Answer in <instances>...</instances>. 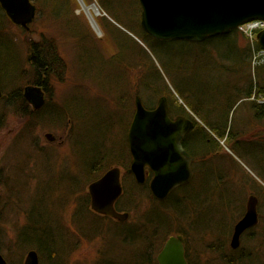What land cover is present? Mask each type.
<instances>
[{
    "label": "rangeland",
    "instance_id": "1",
    "mask_svg": "<svg viewBox=\"0 0 264 264\" xmlns=\"http://www.w3.org/2000/svg\"><path fill=\"white\" fill-rule=\"evenodd\" d=\"M32 1L37 6V16L29 30L16 25L8 16L0 24V30L7 34L0 35V65L15 75L20 74V79H8L11 84L3 91L10 93L16 86L39 85L27 83L35 82L36 78L28 55L31 43L39 42L43 35L57 40L67 66L66 77L62 80L54 77L48 88L43 86L45 105L34 110L33 115L22 113L16 102L0 100V167L4 169L8 186L0 190L3 255L10 264H25L28 252L37 250V244L42 243L39 233L46 231L54 234L51 246L59 248L64 264H134L142 259V264H157L155 256L160 249L152 243L162 239L155 237L156 229L152 222L149 223L147 213L156 211L158 204L146 197L147 189L132 188L135 194H127L121 199L123 192L119 198L120 209L130 212L131 219L120 223L100 217L90 205L89 185L105 171L118 166L115 163L118 158L107 162L105 168L108 169L96 179L87 177L84 161L87 156H98L101 145L105 146L104 151L116 149L121 152V160L128 156L124 139L135 113L137 95L153 107L161 96L170 100L175 97L177 102L185 105L188 113L206 122L212 118V111L220 109L216 122L222 125L234 98L228 87L244 82L243 76L252 75L245 50L249 46L255 47L257 36L246 35L251 34L247 23L240 28L247 38L239 33L237 44L229 37L205 42L149 38L140 30L142 9L139 0V4L136 0H113L118 10L116 14H108L100 0H83L88 6L96 3L100 9V14L94 15L99 33L79 0L63 4L64 18L55 15V10L59 9L55 1ZM90 10L94 14L95 9ZM72 12L78 17L71 24L68 14ZM107 20L112 23L109 28ZM256 31L258 34L260 30ZM124 44H131L135 52L125 50ZM257 56L253 59L255 66L261 63ZM153 64L158 66L159 75ZM229 65L231 68L226 70ZM146 69L144 73L158 85V91L152 92L148 83L141 80ZM223 93L227 99L221 104ZM188 97L195 104H199L198 101L203 104V108L200 106L202 114L190 109ZM247 105L241 104L238 116L235 113L230 118L234 117V125L239 127L243 123L241 117L248 115L246 119L255 127L248 129L246 137H234L222 144L220 150L217 147L213 151L211 162H215V167L219 163L223 174L212 170V176L206 179L207 190L195 187L194 200H203V203L197 205L193 199L184 201V215L173 207L166 210L170 221L167 228L171 229L166 238L185 232L196 235L194 246L197 248L204 249L212 243L211 251L206 249L199 255L205 263L225 264L231 258L225 252V234L242 217L244 208L241 204L253 190L246 180L264 187V119L255 118ZM49 134H52L51 138ZM218 157L221 159H214ZM118 167L122 169L125 190L131 180L126 177V165ZM261 214L264 217V207ZM40 217L49 220H46V227L34 223ZM263 217L260 226L254 230L255 238L246 236L243 240L245 253L247 249L258 253L261 264L264 262ZM139 220L149 221L148 228L145 224L146 242L139 238L132 240ZM160 233L164 238L166 232ZM50 244L43 245L44 249L50 251ZM147 253L153 258L146 257Z\"/></svg>",
    "mask_w": 264,
    "mask_h": 264
},
{
    "label": "water",
    "instance_id": "2",
    "mask_svg": "<svg viewBox=\"0 0 264 264\" xmlns=\"http://www.w3.org/2000/svg\"><path fill=\"white\" fill-rule=\"evenodd\" d=\"M141 25L146 33L161 40H188L202 42L209 37L229 33L244 23L264 20V0H139ZM79 3L88 14L94 29L100 33L94 14L83 0ZM7 16L16 25L30 29L37 16V6L32 0H0ZM88 8V9H87ZM94 10L95 15L100 13ZM264 49V29L257 34ZM3 91L0 85V98ZM24 97L35 110L46 102L41 85H28ZM135 113L128 129L127 142L132 155L128 173L139 185L147 183V170L153 171L149 188L154 199L167 200L174 190L192 182L193 158L183 146V138L194 127V122L184 116L172 119L167 96L158 99L157 106L149 109L140 95L135 97ZM50 138L52 134L48 135ZM122 169H109L89 185L92 209L103 215L125 220L128 213L118 212L116 202L123 194ZM258 223L257 198L251 197L245 216L238 222L232 246H240L241 234ZM159 264H188L182 237L171 236L158 255ZM0 264H7L0 253ZM25 264H40L39 253L32 249Z\"/></svg>",
    "mask_w": 264,
    "mask_h": 264
},
{
    "label": "trees",
    "instance_id": "3",
    "mask_svg": "<svg viewBox=\"0 0 264 264\" xmlns=\"http://www.w3.org/2000/svg\"><path fill=\"white\" fill-rule=\"evenodd\" d=\"M45 1L48 3L55 1L56 2L55 4L59 5V9L55 10V15L59 18H64V15L62 16V13H61L64 11V9L61 7H63V4L66 1L69 2L70 0H45ZM136 1L139 4L138 0H136ZM100 2H101V6L108 11V14H109V12L116 14L117 6L115 4H113V0H110V1L109 0H100ZM139 6H140V4H139ZM53 14H54V12H53ZM69 15L71 17H69ZM4 17H7V15L0 5V24L2 23V21H5ZM68 17H69L68 22H70L72 24L75 22V19L78 17V15L76 12H72L71 14H68ZM102 20H103V18H101V21H100L101 23H102ZM108 22H109V24H108L107 28L111 27V25H112V23L110 21H108ZM139 25H140V30L144 31V29L141 25V19H140ZM71 30H72V28H71ZM73 31H76V30L73 29ZM110 31H112V30H110ZM239 33H241L245 38H247L242 33V31L240 29H234V30L230 31L229 33L209 37L205 41H209L213 38L214 39H220V38L225 39V38L229 37V39H231L232 42L237 44L236 43L237 42L236 36L239 35ZM144 34L147 37L152 38V36L149 35L148 33L145 32ZM0 35L7 36V34L3 30H0ZM129 38L133 42H137L130 35H129ZM81 40L82 39L80 37V44H81ZM97 41L100 42L101 40L97 39ZM124 45H125V50L128 49L130 53H132L133 51L135 52V48L133 46H131V44L130 45L124 44ZM138 45L140 46L141 49H143V51L147 55L149 54V52L144 48L143 45H141V44H138ZM247 48L248 49L245 50L246 60H247L246 63L248 64V66H250V68L252 70V75H250V77L243 76L245 79L244 82L239 81L234 85L232 83L231 84L232 87L231 88L228 87L229 91L232 90L231 93H234L233 94L234 98L229 104L228 110L226 112L227 117L225 119V122H223L222 125H220V124H218V122H216V121H218L216 117H218L217 115H218V112L220 109H215L214 111L211 112L212 118H210L208 116L210 118L208 120V122L201 120V123L199 124L201 126V134H199L198 138H199L200 142H202V143H204V145H206L209 152L211 150H212V152L214 151V149H212V147L211 148L209 147L210 145L208 143V139L210 137H212L213 141H215L217 143L219 150H220V148L222 147L220 140L225 141V143L227 144V142L231 141L234 137L245 136V134L247 133L249 128L255 127V125L249 124V119H246L245 116H248V115L242 116L241 118L243 120V123L242 124L240 123L241 125L239 127H235V125H234L235 122L233 121L234 117L231 120L230 116L232 114H235V113H237V116H238L239 107L241 106V104H245V105L248 104L247 106L249 108V112L252 115L254 114L253 116L255 118H257L259 121H262L264 119V59L259 57L257 59H258V61H261V63H259L256 66L253 64V59L256 58V56H257L256 53L261 49V46H260L259 42L257 40H255V47L249 46ZM28 63L30 65V68L32 69L33 74L36 76V78H35V82L34 81H32V82L27 81V83L39 84V85L46 86L48 88L51 80H53L54 77H58L60 80H62L66 77V75H65L66 74V68H67L66 62H65V59L61 55L58 42L55 38L49 39L46 35H43V38L39 42H32L31 46L29 48ZM153 65H154L155 72H157V75H159L160 72H159L158 66L156 64H153ZM18 66H20V65L18 64ZM230 68H231V66L229 65L226 68V70H229ZM17 71H19V67H18ZM237 71H235V72H237ZM144 72H147V69L143 70V76H142L141 80H144L145 82L148 83L147 85L150 88V90L153 89L152 92L158 91V88H159L158 85L156 83H153L152 81H150L149 76H147L146 75L147 73L145 74ZM18 76H20L19 72H17V75H15L12 72H10L4 65H0V83L2 85V88H7L9 86V84H11V83H8V82H10L8 79H13V81H14L16 79H20ZM16 87L17 88H13V91L10 93H6L4 91L5 95H4L3 99H1V100H7L8 103H11V104L16 102V104L19 105L20 108L22 109V113H25V114L27 113L29 116L33 115V111L31 110L29 104L27 103V101L24 97L23 86H16ZM225 95H226L225 93L222 94V100H221L222 103L221 104H223L224 100L227 99V97ZM168 100H169V103L171 106H175L177 109L179 108L180 110H182L184 112H188L185 105L177 102L178 99L176 100L175 97L174 98L172 97L171 100L169 98ZM174 100H175V102H174ZM188 100H189L188 105H189L190 109H192L198 115L202 114L203 110L200 108V106L203 108V104L199 101H198L199 104H195L193 101H191L189 99V97H188ZM146 105L149 108L153 107L149 104H146ZM243 110H246V109H243ZM58 113L57 114L60 116V112H58ZM0 118H2V117H0ZM231 121H232V124H230ZM203 122L206 125V127L204 126ZM215 136H218L219 139L218 140L215 139ZM125 139L127 140V135H126ZM125 139H124V141H125V145L127 146L128 156L124 160H121V157L123 158V154L121 152H117L116 149H112V150L107 149L108 151H104V148H105L104 145L98 146L99 147L98 156H87V158L84 161V166L86 169L85 172L87 173V177L89 179H93V178L96 179L97 177H99V175L102 172H104L106 169H108V168H105L106 166H108L107 162H111V159H114L115 157L118 158L117 162H115L116 164H118V166L119 165H121V166L126 165L127 168L129 167V164H130L129 159H131V153H130V149L128 148L129 147L128 142ZM216 148L217 147H215V149ZM110 150H111V152H110ZM89 160H90V163L87 164ZM126 162H127V164H125ZM199 175L197 174L196 178ZM126 177L128 178L129 181L131 180V182L133 184L131 186V182L128 183L129 187H126V189L124 190V194H123L121 199H123L124 197H127V194H135L132 191V188H135L134 190H136V189H147L148 190V193H147L148 196H146V197L151 198L154 202H156L158 204V206H155V208L158 207L157 208L158 210L156 209V211H153L151 213L150 212L147 213V217L150 221V222L149 221L148 222L149 223L152 222L154 224V228L156 229V232L154 234L155 237L162 238L160 231L161 232L164 231V233L165 232L166 233H165L164 238H162V240L166 239L167 233L171 231V229L167 228V226L170 224V221H168V219H167L169 217V214L166 212V210L173 207L176 209V211L179 214L184 215L186 213L185 209L182 206V203L180 202L177 205L175 202L179 201L178 199H182L179 197L182 195L183 192L186 191L185 194L187 193V188L184 190H183V188L179 189L178 191L171 194L170 197L165 201H159V200L154 199L151 196L150 188L148 187L147 184L146 185H139L135 181L134 176L129 174L128 172L126 173ZM200 178H201V176H200ZM197 182H199V180ZM197 182L195 180L192 184L195 185V183H197ZM195 187H197V186H195ZM127 189H130V190H127ZM191 192H192V197H193L192 199H195L196 197L194 196V191H191ZM133 198H135V197H133ZM119 206H120V202H118V207ZM120 207H119V209H120ZM34 223H35V221H34ZM146 227L148 228L147 224H146ZM39 234H41V233H39ZM53 235H54L53 233L45 234V237H44L45 241H42V237H43V235H42L41 240H40V241H42V243L37 244V250H38L40 257L42 259V264H64L63 263V256H61L59 248L53 249L51 246L53 244V241H52ZM146 240H147V237H146ZM47 242L49 244L52 242L50 244V247H49V249L52 248V249H50V251H47L46 249H44L43 245L47 244Z\"/></svg>",
    "mask_w": 264,
    "mask_h": 264
},
{
    "label": "flooded vegetation",
    "instance_id": "4",
    "mask_svg": "<svg viewBox=\"0 0 264 264\" xmlns=\"http://www.w3.org/2000/svg\"><path fill=\"white\" fill-rule=\"evenodd\" d=\"M0 85H1V83H0ZM41 86L43 87V85H41ZM1 88H2V85H1ZM2 91H3V88H2ZM3 94H4V91H3ZM3 96H2V98H0V100L3 99ZM27 103L30 104L29 102H27ZM169 106H170V116H171L172 119H176L179 116H184V117L189 118L190 120H192L194 122L193 129L190 132H188L185 135V137L183 138V146L188 151L190 156L193 158L192 168H193V172H194V178H193L192 182H190L189 184L184 185V186H180V187H178V188H176L174 190V192H176L179 189L183 188V190H184V189L187 188V193L185 194L186 191L182 193L184 199L183 198H182V200L178 199L179 201L175 202L178 205L180 202L184 204L186 202V200H187V202L190 201V200L192 201L193 197H192V192L191 191H194L196 185H198L197 187L200 190L202 188L203 191H206L207 187L209 185V183H208V181L206 179H209V176L210 177L212 176L211 171L212 170H216L217 173L220 172L219 174L222 175L223 174L222 173L223 169L220 167L219 163H218L217 167L214 166L215 162H211V160H213V159H211V156L214 153L212 152V150L209 152L208 148L206 147V145H204V143L200 142V140L198 138L199 134H201V126L199 124L201 123L202 119L201 118H197L192 113L190 114L188 112H184V111L180 110L179 108L177 109L175 106H171L170 103H169ZM31 107H32V111L34 112L35 109H34L33 105ZM155 107H152V108H155ZM203 124H204V122H203ZM215 139L218 140L219 139L218 136H215ZM220 142H221V140H220ZM208 143L210 145L209 147L210 148L212 147V149H214V150H215V147H218L217 143L215 141H213L212 137H210L208 139ZM212 157H214V156H212ZM131 159H132V155H131ZM131 159H130V163H131ZM214 159H218L219 160L221 158L218 157V158H214ZM129 167H130V164H129ZM129 167L127 168V170L129 169ZM220 169H222V171ZM146 170H147V183L146 184L149 187V181H150V179L153 176V171L149 167H147ZM218 170H219V172H218ZM200 173H201V175H199L198 177L200 178V176H202V178L198 179L199 181H201V183H198L197 182V178L198 177L196 178V176H197V174H200ZM121 180H122V185H123V190H124V184H123V178L122 177H121ZM195 180H196L197 183L195 185H193L192 183ZM246 183L250 184L253 190H252L251 194L248 196V198L246 199V201H243L242 204H241L242 207L244 208V212H243L242 217L239 220H237L235 224L233 223V225L231 227V230L227 234H225V236L227 237V239L225 240V243H224V245L226 246L225 247V252H226L227 255H231V258L229 260H226L225 264H261L259 262L260 260L258 258L259 257L258 253H256L252 249H247V253H245V249L243 248V240H244V238L246 236L247 237H251L252 239H254L255 236H256V234L254 233L255 232L254 230L257 229L260 226V223L262 221V217L263 216H261L262 215L261 214V208L264 207V187L258 186L254 182H251L249 180H246ZM5 187L7 188L8 186L6 185V182H5V179H4V169L1 166L0 167V190L2 188H5ZM251 197H256L257 198L258 223L256 225L252 226V227L247 228L241 234L240 246L238 248H234L232 246V238H233L234 233H235V228H236V225L238 224V222L245 216L246 211H247V207H248V203H249V200H250ZM118 202H119V200L116 202V205H115L116 210L118 212H121V213H128L129 214L128 217L125 220L122 221V220L117 219L115 217L99 214L97 212H96V214L99 215L100 217H104L106 219L114 220L116 222H120V223L127 222L129 219H131V214H130V212H128L126 210L119 209ZM194 203L197 204V205H201V203H203V200H200V201L194 200ZM90 205H91V201H90ZM0 219H1V215H0ZM46 220H48V219L40 217L38 221H35V223H37V222L41 223V224H43V226L46 227ZM136 223L138 224V226L134 228L135 232L132 235V237H133L132 240L139 238L140 240L144 239V241H146V237L144 235H145V230H146L145 224H147V222L145 220H144V222L139 220ZM222 224L225 225V222H222ZM224 228H225V226H224ZM41 234L42 235L44 234L43 237H42V241H45L44 237H45V234H47L46 231H44ZM170 235L178 236V237H182L183 238L184 248H185V258H186L188 264H209L208 263L209 261H207L206 263L203 262L200 259L199 255H201L202 252H204L206 249L211 251L212 243L207 244L204 249H201V248H197V247L194 246V241H196L195 240V236L196 235H190V234L185 233V232H178V233H174V234H170ZM191 237H193V238H191ZM40 240H41V238H40ZM165 243H166V241H162V240L160 242H153L152 243L153 245L156 244L155 246L157 247V249L158 248L160 249L159 252L157 253V255L155 256L157 264H159L158 255L162 251ZM218 245H221V244H218ZM144 249H145V247H144ZM0 253L3 255L1 245H0ZM65 254L67 255V252ZM141 254H143V252ZM141 257H142V255H141ZM146 257L153 258V255L152 254L150 255L149 253H147ZM4 258L6 259L5 256H4ZM255 260H257V261H255ZM6 261H7V264H10V262L7 259H6ZM140 261H141V259H140ZM141 262L143 263V259H142ZM141 262L140 263L134 262V264H142ZM262 264H264V262Z\"/></svg>",
    "mask_w": 264,
    "mask_h": 264
},
{
    "label": "built area",
    "instance_id": "5",
    "mask_svg": "<svg viewBox=\"0 0 264 264\" xmlns=\"http://www.w3.org/2000/svg\"><path fill=\"white\" fill-rule=\"evenodd\" d=\"M250 25H249V27H250V32H251V34H249L250 36H253V34H254V31L256 30V29H261V28H264V21H262V20H260V21H255V22H251V23H249ZM248 27V28H249ZM258 58L259 57H264V51H260L259 53H258V56H257Z\"/></svg>",
    "mask_w": 264,
    "mask_h": 264
},
{
    "label": "bare ground",
    "instance_id": "6",
    "mask_svg": "<svg viewBox=\"0 0 264 264\" xmlns=\"http://www.w3.org/2000/svg\"><path fill=\"white\" fill-rule=\"evenodd\" d=\"M92 8L95 9V10L97 11V9H98L99 7H98V5H97V6H94V5H93V6L89 7V11H90L91 13H92V11H91L90 9H92ZM87 9H88V8H87ZM99 11H100V9H99ZM99 11H98V12H99ZM99 14H100V13H99ZM94 15H95V12H94ZM95 19H96V18H95ZM129 174H130V173H129ZM131 175H132V174H131ZM171 236H172V235H169V236L165 239V241L167 242V241L170 239Z\"/></svg>",
    "mask_w": 264,
    "mask_h": 264
}]
</instances>
